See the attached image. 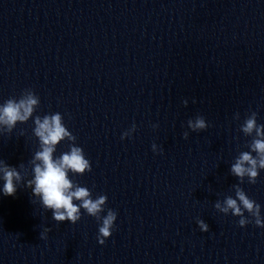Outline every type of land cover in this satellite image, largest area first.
Returning <instances> with one entry per match:
<instances>
[{
    "label": "clouds",
    "instance_id": "clouds-1",
    "mask_svg": "<svg viewBox=\"0 0 264 264\" xmlns=\"http://www.w3.org/2000/svg\"><path fill=\"white\" fill-rule=\"evenodd\" d=\"M184 103L187 104V101ZM39 104L40 98L32 89H24L18 98H8L0 104V133L10 134L18 123H26L33 117ZM234 118L239 120L240 114L236 113ZM34 125L33 133L39 140V150L30 161L33 175L31 179H27L26 187L32 190L33 196L39 199L44 209L52 212V219L58 224L64 221L77 223L81 219L82 209L94 217L99 224L97 240L103 245L112 235L117 213L108 209L106 215H102L107 195L99 194L93 198L88 187L80 186L69 176V173L83 175L91 172L90 160L86 158L83 148L76 145L77 138L65 126L61 113L46 114L43 117L36 115ZM187 126L193 132H198L205 130L208 124L203 116L198 115L189 119ZM132 131H135V125L123 133L121 139L130 136ZM240 131L245 137H251L246 144L248 150L240 151L230 167L231 175L237 177L240 183L232 185L234 196L227 195L222 201L217 200L214 207L224 215L239 217L240 227L254 223L255 226L264 228L261 205L251 199L241 187L245 178L249 184H255L260 171L264 170V124L258 123L257 113L251 111L240 125ZM188 135L186 131L183 137L187 139ZM62 141L70 142L69 150L55 156L57 146ZM152 149L154 152L158 151L157 145L153 144ZM19 167L24 166L21 164ZM25 175L17 167L0 160V180L3 181L0 191L3 195L14 196ZM197 224L202 231L209 230V225L204 220H197ZM48 231L50 229L45 228L41 238H45Z\"/></svg>",
    "mask_w": 264,
    "mask_h": 264
},
{
    "label": "water",
    "instance_id": "water-1",
    "mask_svg": "<svg viewBox=\"0 0 264 264\" xmlns=\"http://www.w3.org/2000/svg\"><path fill=\"white\" fill-rule=\"evenodd\" d=\"M19 96L0 55V104ZM34 126L30 118L10 134L0 133V160L26 174L14 196L0 191V264H120L106 240L103 245L98 242V227L83 209L77 223L58 224L26 187L33 175L30 161L39 150ZM45 228L50 231L41 238Z\"/></svg>",
    "mask_w": 264,
    "mask_h": 264
}]
</instances>
